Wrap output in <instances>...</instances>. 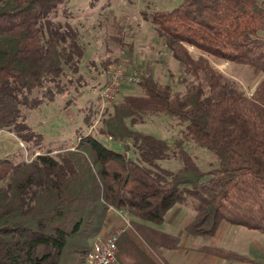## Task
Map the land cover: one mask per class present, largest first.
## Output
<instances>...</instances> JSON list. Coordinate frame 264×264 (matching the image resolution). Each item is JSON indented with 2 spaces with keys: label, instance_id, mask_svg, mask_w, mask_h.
<instances>
[{
  "label": "trees",
  "instance_id": "1",
  "mask_svg": "<svg viewBox=\"0 0 264 264\" xmlns=\"http://www.w3.org/2000/svg\"><path fill=\"white\" fill-rule=\"evenodd\" d=\"M66 1L0 0V129H15L28 143L36 135L28 112L56 100L86 52L78 30L55 19ZM146 19L180 64L183 89L143 76L139 93L106 110L99 131L120 149L87 131L71 147L0 157V264H86L111 208L140 220L118 240L122 264H168L163 251L181 248L183 238L151 224L189 201L195 212L181 229L192 248L201 240L196 249L207 255L264 264L211 244L225 222L264 233V3L181 0ZM122 47L132 62L134 44ZM210 56L249 66L253 92ZM158 115L184 126L174 142L133 128ZM189 144L208 150L218 165L204 169ZM173 158L181 167L161 165Z\"/></svg>",
  "mask_w": 264,
  "mask_h": 264
},
{
  "label": "rangeland",
  "instance_id": "2",
  "mask_svg": "<svg viewBox=\"0 0 264 264\" xmlns=\"http://www.w3.org/2000/svg\"><path fill=\"white\" fill-rule=\"evenodd\" d=\"M259 1L264 3V0ZM180 2L181 0H67L61 5L55 14V19L75 27L79 32L80 42L86 49L79 63V70L76 73L70 71L67 73L62 81L64 90L55 101L43 104L40 111L28 112L27 122L36 134L32 142L22 140L15 129H0V157H18L22 153L26 156L36 150V153L32 155L34 157L48 149L57 151L71 147L79 140V136L87 131H92L105 144L120 149V145L102 135L99 128L106 110H111L113 104L120 102L125 94L139 93L140 89L137 86L139 82L129 79L132 73H137L140 78L144 74L152 75L164 83L173 84L175 88L183 89L184 87L180 84V64L174 61L162 46L159 37L154 33L153 26L146 19L148 13L158 9L171 10ZM122 42L134 44L132 62L128 60L127 48L122 47ZM189 49L196 54L194 48L189 47ZM210 58L215 66L239 83L247 93L253 92L257 79L249 66L218 61L211 56ZM108 60L110 64L106 67L105 63ZM115 66L117 69L124 70L125 79L113 81L111 71ZM183 127L176 119L158 115L147 116L144 123H138L133 128L152 132L172 143L181 136ZM36 142L43 145L41 149L34 146ZM188 148L197 156L198 163L204 169L209 170L218 165L216 158L208 150H201L191 144ZM161 165L170 170L181 167V163L174 158L161 161ZM181 205L183 206L176 205L178 207L172 211V214V209L170 210L171 215L168 214L167 222L175 218L179 208L183 209L185 216L183 220L194 214L195 210L191 201ZM111 212L113 211L110 210V220ZM121 212L130 223L133 220L140 221L126 211ZM223 224H225L224 227L220 228L212 244L233 250L229 248L230 246L236 249L233 251L246 256L249 255L243 252L248 250V241L251 239L255 242L259 241L262 248L264 233L261 231H253L240 225L232 231L226 229L227 222ZM248 230L251 233H247ZM99 236L94 241L107 237ZM187 240L189 245L190 238L188 237ZM201 243L199 240L195 245L198 246ZM221 259L225 260L226 264L229 263L228 260ZM231 264L241 263L232 262Z\"/></svg>",
  "mask_w": 264,
  "mask_h": 264
},
{
  "label": "crops",
  "instance_id": "3",
  "mask_svg": "<svg viewBox=\"0 0 264 264\" xmlns=\"http://www.w3.org/2000/svg\"><path fill=\"white\" fill-rule=\"evenodd\" d=\"M181 206H183V205H180L179 207H181ZM177 207L178 206L172 208L171 214H172V211H174V209ZM111 214H112V217H111L110 223L108 224L107 227H105V229L103 230V232L100 234L99 237L107 236L108 234L113 232L116 228L125 227V223L127 220L126 217H121V216L118 217L119 215L118 216L114 215V214H116L114 211L111 212ZM171 214H169V215H171ZM184 217L185 216L183 215V209L179 208L177 210V214H176L175 218L172 219L171 221L169 219L168 222L165 221L161 225L151 224L153 227H156V228H158L164 232H167L169 234L183 238L181 248H179L177 250L165 249L163 251V256L166 259V262L168 264H226L225 260H222L221 257L214 256V255H207L204 252L197 250L196 249L197 245H195L194 248L191 247L192 246L191 244L188 245V240H187L188 236H184L183 231L181 229V222L183 221ZM224 225L225 224H223L222 226L224 227ZM231 226H233V227H231ZM240 226H242V225H240ZM225 227H226V229H231L233 231L235 229V227H237V225H231L230 223L227 222V226H225ZM250 230H252V229H250ZM253 231H255V230H253ZM247 233H251V232H249V230H248ZM198 241L199 240H197L195 243H198ZM248 242H249L248 250L244 251L243 253L249 255L250 258L253 260H260V261L264 262V240H262V242H263L262 248L260 247L259 241L255 242V241H253V239H251ZM198 246H200V245H198ZM229 248L236 250L230 246H229ZM227 264H231V262H229Z\"/></svg>",
  "mask_w": 264,
  "mask_h": 264
},
{
  "label": "built area",
  "instance_id": "4",
  "mask_svg": "<svg viewBox=\"0 0 264 264\" xmlns=\"http://www.w3.org/2000/svg\"><path fill=\"white\" fill-rule=\"evenodd\" d=\"M116 66L115 68H112L111 76L113 81L118 82L125 79L126 76L124 70L120 68L117 69ZM147 75L148 74H144L142 77ZM141 78L135 72L129 76L130 81L140 82ZM111 210L117 215L124 217L122 216L121 211L115 208H111ZM130 225L131 223L127 219L125 227L113 231L110 235L103 239H97L94 241L87 252L86 264H122L118 258V240L123 230Z\"/></svg>",
  "mask_w": 264,
  "mask_h": 264
}]
</instances>
